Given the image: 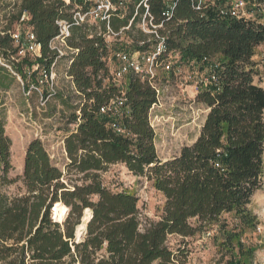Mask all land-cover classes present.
Returning <instances> with one entry per match:
<instances>
[{
	"label": "trees",
	"instance_id": "16d2710c",
	"mask_svg": "<svg viewBox=\"0 0 264 264\" xmlns=\"http://www.w3.org/2000/svg\"><path fill=\"white\" fill-rule=\"evenodd\" d=\"M141 1L147 2L153 25H162L156 30L168 50L178 54L181 65L202 74L196 101L208 113L199 135L178 155L160 159L149 118L156 90L134 74L122 90L110 76L105 57L114 49H148L155 43L153 34L137 28L130 45L109 48L94 26L72 22L71 5L62 0H19L12 24L34 32L42 55L21 56L13 37L16 28L0 31L5 60L0 63V108L18 76L38 85L36 75L49 73L55 60L66 55V75L82 101L74 105L64 94L45 92L57 96L74 125L64 138L65 169L36 138L26 149L22 175L10 176L12 140L0 116V264H182V254L168 245V237H193L212 224L220 227L227 264H255L254 252L241 239L257 225L249 206L264 177V87L256 79L254 60L264 44V23L222 18L214 9H198L196 0H137L128 3L123 17H112L114 31L133 33L145 12L140 6L134 16ZM25 13L29 19L22 22ZM61 19L71 23L66 41L75 51L58 57L49 43L59 34ZM123 92L120 118L100 112ZM115 121L124 133L112 127ZM114 164L146 177L165 198L160 219L145 229L138 197L103 182L101 173ZM86 210L90 220L79 235ZM225 215H233L232 221H222Z\"/></svg>",
	"mask_w": 264,
	"mask_h": 264
},
{
	"label": "rangeland",
	"instance_id": "374dc122",
	"mask_svg": "<svg viewBox=\"0 0 264 264\" xmlns=\"http://www.w3.org/2000/svg\"><path fill=\"white\" fill-rule=\"evenodd\" d=\"M19 9V0H0V31L10 25L18 28L14 20ZM255 20L264 23V13L257 12ZM24 28L23 25L20 26ZM138 25L132 34L126 33L111 39L112 45L132 43L137 37ZM133 35V36H132ZM134 37V38H135ZM63 51L66 49L59 45ZM67 57L58 58L50 67L49 77L43 71L36 77L39 84L28 83L17 77L11 88L4 94L0 116L4 118L7 135L12 140V177H20L23 173L26 149L29 143L39 138L43 141L53 162L62 169L68 162L64 138L67 129H74L69 123V111L61 105L57 96L48 97L45 92H54L68 96L71 104L82 101L75 90L71 79L66 75ZM11 60H13L11 58ZM254 60L257 62V81L264 87V44L256 50ZM0 63H5L0 57ZM175 72L161 73V101L153 109L151 125L155 129V145L160 159L167 160L180 153L184 145L192 144L200 133L208 110L196 101L198 84L202 74L197 67L176 65ZM112 69V66H111ZM51 77L53 80H51ZM124 83V82H123ZM30 85V89L27 88ZM125 84V83H124ZM104 184L116 191H128L138 197L141 229L158 221L163 212L165 198L157 191L146 177L135 176L123 164L111 165L101 173ZM21 185L19 181L17 183ZM16 190V185L10 192ZM251 211L257 216V225L247 230L242 236V243L255 254L254 263L264 264V177L263 186L252 197ZM90 213L85 212V218ZM233 215H225L228 222ZM191 222L196 224V220ZM81 235V233H79ZM222 233L218 224L207 225L204 230L193 237L170 235L168 245L182 254V264H227L229 256L221 250Z\"/></svg>",
	"mask_w": 264,
	"mask_h": 264
},
{
	"label": "built area",
	"instance_id": "2783aa9c",
	"mask_svg": "<svg viewBox=\"0 0 264 264\" xmlns=\"http://www.w3.org/2000/svg\"><path fill=\"white\" fill-rule=\"evenodd\" d=\"M62 1L71 5V18L74 24L94 26L98 34L104 37L110 48L113 46L111 39L120 36L123 31V29L118 32L113 30L111 26L112 17L116 14L123 17L127 12L128 3L136 2L137 0H119L118 2H114L113 0ZM140 6L145 8V12L139 26L144 32L154 35L155 43L145 50L114 49L104 60L110 68V76L113 82L122 90L125 88L127 77L130 74L138 76L156 90L157 101L149 110V118L151 119L153 109L161 101V73L175 72V66L181 64L179 63L178 54L168 50L164 37L156 30L157 27H161L162 25H153L148 12L149 6L146 1H141L137 4L134 16L138 15ZM196 6L198 9H214L218 16L230 19L255 20L257 12L264 13V3L258 0H196ZM171 15L172 8L166 11L167 17ZM28 19V15L25 13L21 21L24 22ZM57 24L59 25V34L51 40L49 47L52 50H56L58 57H60L66 55L68 52L63 51L59 45H63L69 50V53H73L75 50L70 48L66 41L71 33V23L61 19L57 20ZM20 26H18L13 34L17 44L22 47L20 55L24 56L29 53L34 57H41L42 45L37 40L34 32L30 28L24 27L21 29ZM126 28L128 29L129 26ZM43 74L46 78L49 77V73L46 70L43 71ZM212 79H215V77L213 76ZM51 80H53L52 77ZM53 91L52 84L51 92ZM124 104L125 98L123 92L121 96L112 99L107 105L101 107L100 112L102 114H108L117 120L121 117ZM112 127L118 133H124L122 126L117 121L112 123Z\"/></svg>",
	"mask_w": 264,
	"mask_h": 264
},
{
	"label": "water",
	"instance_id": "95a60500",
	"mask_svg": "<svg viewBox=\"0 0 264 264\" xmlns=\"http://www.w3.org/2000/svg\"><path fill=\"white\" fill-rule=\"evenodd\" d=\"M89 220H90V216L87 217V218H84V225H85V228H83V229L81 230L82 232L86 230V227H87V224H88ZM78 231H79V230H78ZM82 232H81V234H82Z\"/></svg>",
	"mask_w": 264,
	"mask_h": 264
},
{
	"label": "bare ground",
	"instance_id": "6f19581e",
	"mask_svg": "<svg viewBox=\"0 0 264 264\" xmlns=\"http://www.w3.org/2000/svg\"><path fill=\"white\" fill-rule=\"evenodd\" d=\"M87 212H89V210H86ZM83 228H85V225H84V223L78 228V230H79V233H81L82 231V229Z\"/></svg>",
	"mask_w": 264,
	"mask_h": 264
}]
</instances>
